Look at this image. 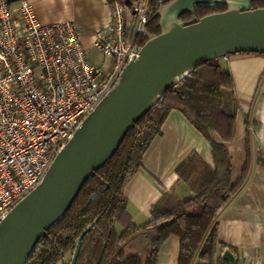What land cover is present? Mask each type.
<instances>
[{"label":"trees","instance_id":"trees-1","mask_svg":"<svg viewBox=\"0 0 264 264\" xmlns=\"http://www.w3.org/2000/svg\"><path fill=\"white\" fill-rule=\"evenodd\" d=\"M119 0H108L113 5ZM174 0H149L150 16L146 34H140L138 45L161 34L160 18L156 14ZM252 9H264V0H250ZM226 5H204L196 8V17L221 13ZM192 17L185 15L182 21ZM256 55V54H254ZM233 80L218 61H211L193 71L172 86L162 101L126 136L114 158L89 180L64 220L51 229L33 252L28 264H59L73 257L78 239L89 227L82 241L76 264H156L162 244L171 236L180 239L179 264H216L218 245L217 218L223 207L239 192L247 179V160L239 181L232 177V157L227 144L234 138L238 104L234 97ZM223 90L231 92L233 113L223 107ZM173 110L180 111L210 142L215 169L201 172L193 204L172 196L152 209L153 220L137 227L126 211L124 192L142 167L143 158ZM218 136V140L214 136ZM200 160L193 156L179 170L180 179H189L199 171ZM154 229L151 250L145 260L126 256V248L136 239ZM225 249V246H222ZM70 260V263H71ZM217 264H229L223 258Z\"/></svg>","mask_w":264,"mask_h":264},{"label":"water","instance_id":"water-1","mask_svg":"<svg viewBox=\"0 0 264 264\" xmlns=\"http://www.w3.org/2000/svg\"><path fill=\"white\" fill-rule=\"evenodd\" d=\"M226 5L196 17V8ZM185 15L192 17L182 21ZM161 34L149 39L118 82L57 155L42 182L0 223V264H28L39 242L58 226L85 184L116 155L128 133L168 90L197 68L239 54L264 55V9L250 0H174L156 14ZM146 34V27L142 28ZM87 228L70 264H76ZM222 258L234 264L225 251Z\"/></svg>","mask_w":264,"mask_h":264},{"label":"built area","instance_id":"built-area-1","mask_svg":"<svg viewBox=\"0 0 264 264\" xmlns=\"http://www.w3.org/2000/svg\"><path fill=\"white\" fill-rule=\"evenodd\" d=\"M130 11L113 4L95 65L73 22L43 25L28 0H0V223L139 57L149 0H132Z\"/></svg>","mask_w":264,"mask_h":264},{"label":"crops","instance_id":"crops-1","mask_svg":"<svg viewBox=\"0 0 264 264\" xmlns=\"http://www.w3.org/2000/svg\"><path fill=\"white\" fill-rule=\"evenodd\" d=\"M28 2L43 25L73 22L88 50L95 49L96 34L112 23L113 5L108 0ZM118 2L126 8L131 19L132 0ZM218 63L232 77L238 104L234 138L227 144L232 157L233 180L239 181L247 160L249 171L237 195L223 207L217 218L215 261L217 264L223 253L230 251L235 258L234 264H264V55H233L219 59ZM223 107L226 114L233 113L228 90H223ZM214 137L218 140V136ZM193 156L200 160L199 171L186 182L180 179L178 170ZM205 168L215 169L210 142L180 111L173 110L162 127V134L154 139L146 152L142 167L125 189L126 211L132 223L141 227L151 222L152 209L166 195L187 206L192 205L196 196L194 189ZM154 235V229H150L147 236L133 241L125 250L126 256L145 260ZM179 259L180 239L171 236L160 247L156 264H179ZM198 261L196 258L194 264Z\"/></svg>","mask_w":264,"mask_h":264},{"label":"rangeland","instance_id":"rangeland-1","mask_svg":"<svg viewBox=\"0 0 264 264\" xmlns=\"http://www.w3.org/2000/svg\"><path fill=\"white\" fill-rule=\"evenodd\" d=\"M88 49H89V47H87V49L85 48V50L88 52L89 61L93 64L100 63L101 62V56H100L99 52L96 49H91V50H88ZM70 260H71V257L68 256L66 259H64L59 264H70Z\"/></svg>","mask_w":264,"mask_h":264}]
</instances>
